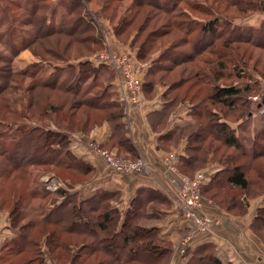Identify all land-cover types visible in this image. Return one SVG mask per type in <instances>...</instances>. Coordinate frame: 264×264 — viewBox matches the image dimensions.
Returning <instances> with one entry per match:
<instances>
[{"label": "trees", "instance_id": "16d2710c", "mask_svg": "<svg viewBox=\"0 0 264 264\" xmlns=\"http://www.w3.org/2000/svg\"><path fill=\"white\" fill-rule=\"evenodd\" d=\"M21 1L0 0V17L4 15L8 19L11 16L12 22H20L22 26L38 28L35 31L36 35L31 37V39L29 38L30 40L27 39V41L24 40L21 43L19 50L29 49L33 44L43 43L42 41L54 36L63 35L65 38L70 39L69 42L74 41L72 43H78L79 45L91 44L88 49V53L91 56L99 49L103 51L102 45H99L102 37L99 32L97 35L81 37L82 33L88 32V29L92 30V32L95 29L91 27L93 19L90 22L86 14H82L83 11L87 12L86 3L91 0H58V2L65 1L67 4L65 14L61 17V27L57 30L48 29L45 31L43 27L46 24V12L50 9L47 5L49 0H32L30 5L29 3L27 4L29 0H24V3ZM106 1H114L116 3L112 8V17H110V22L112 23L116 18L119 6L124 0ZM205 1L209 0H131L133 6H129L117 24L113 26L116 35L120 36L132 24L135 16L145 11V18L137 25L136 30H133L134 36L132 38L127 36L125 42L129 47L138 50L136 58L139 62L146 61V57L156 46L160 49L164 48L158 58L151 60V64L143 72V79L147 78L146 85L153 87L155 84L160 83L149 80L155 70H160L165 72V74L171 73L175 67H180L183 64H194L206 51H209L210 57L216 56L219 52L216 53V50L220 49V46L226 50L229 48L233 52L241 49V47H238L240 45L264 50V21H262L258 29L254 27L244 28L232 24L236 19L245 18L253 12H264V2L260 0H212L213 8L211 5H207ZM222 4L226 7L225 11L220 12L215 5L220 7ZM147 8L150 10H146ZM16 10L23 11L22 14L25 15V18H20V15H16ZM41 10H44V14L41 19L35 22L34 19ZM128 11H130V15L127 14ZM190 13L198 16L197 18L204 16L207 19H205V23L199 25L201 35L195 40V45L190 46V52H188L178 49L190 42L188 36L193 29L186 28L183 21H180L181 16H191ZM225 13L229 15L225 16ZM240 15L245 16L242 17ZM72 16H75L73 22L71 21ZM194 20L196 18H193V23H195ZM219 22H222L220 27H218ZM3 26V21H0V29ZM148 28V34L143 35ZM12 31L15 32L14 29H11ZM255 31L261 36L254 38L253 32ZM172 33H179L181 37H176L173 42L167 41V44H165L162 40L167 36H171ZM5 36L6 33L2 31L0 33V46H2L4 51L10 50L14 54L13 47L10 45L11 40L9 42L3 41ZM141 38L143 40L139 42ZM219 41L223 42L222 45L218 43ZM231 45L233 47H230ZM45 52L59 56L58 58L56 57L58 60L63 57L61 53L53 52L50 48H47ZM34 53L36 54L37 52ZM227 55L228 52L224 51L219 56H216L218 58L216 59L217 64L214 66L216 67L215 69H213L215 60L211 58L209 61L204 58V62L210 65V69L212 68V71H208L205 76L210 77L212 75L211 81H213L205 100L201 102L205 101L207 104L194 103L191 100L189 102L191 108L188 115L190 120H192L184 126L177 127L167 133L163 142H169L177 133H179L178 139L181 136L186 137V158L178 157L177 169L179 173L191 178L197 173L194 171L202 168L204 163L208 161V155L216 157V154L220 153L218 145L217 147L212 146L213 143L218 142V139H220V142L222 141L223 147L233 149L234 152L231 153H227V149L220 153L219 159L213 158V161L219 163L222 169L211 177L207 185H202L201 194L204 198L212 199L227 212L233 211L236 214H244L248 199L264 193V173H260L257 180L251 181L246 175L248 164L239 161L241 158H246L248 161L254 162L259 158H264V127H261L256 133L258 139L254 141L251 151L247 153L243 151L239 143L235 133L236 129L229 126L227 120L224 119L225 116L221 115L220 111L214 109L218 105L223 106V108L225 107L228 110V115L231 113L238 114V120H242V117H249L252 114L250 110L251 102L249 101L252 90L250 86L242 89L236 84H216V81L221 79L220 74L227 69L226 63L231 62L230 56L227 58ZM168 56L170 57L168 58ZM179 56L181 57L177 58ZM88 58L90 57L78 60L79 63L72 69L71 80L68 79L69 81H65L66 79L60 81L61 73L64 72L62 67H55V75L47 78H38L37 71H23L22 76L26 75L25 77L33 80L30 88H28V93L32 94L37 89H49L56 91L61 96L62 101L60 103L56 105L54 103L47 104L44 114L39 116V118L46 120L45 122L40 123V125L28 124L36 118L30 116V114L28 116L22 115L15 108L9 106L10 110H6L3 114L0 113V142L2 144V147L0 146V182L2 179L9 178L15 170L30 167L31 165L50 166L52 168L48 171L50 176H54L63 182V186L54 192L44 190V186L41 185L42 193L35 192L29 188H27L28 192L24 196L18 192L14 193V204L9 211V218L12 228L16 229L19 234L18 237L3 242L0 248V264H46L44 258L46 255L43 252L42 242L45 243L48 250V257L59 264L169 263L171 256L170 244L156 239L158 235L157 229H147L143 226L144 223L152 219L153 215L148 213L150 209L157 211L159 206H168V204L172 203L167 196L152 189L140 190L129 208L122 212L115 206L119 202V194L117 192L100 190L93 197L80 199L78 194L73 192V187L78 182L71 183L61 178L60 173L70 170V172L75 173H73L74 175L70 173L72 176H87L86 179L79 183L88 179L92 169L70 153L69 139L76 132L87 135L103 122H107L111 128V146H116L117 150L124 153L123 156H118V154L116 156L127 160L138 159L132 148L131 141L126 137V130L122 123L124 116L122 105L118 100V95L112 90L111 80L113 74L105 69L106 67L103 65H93ZM234 59L238 61L234 67L237 68L242 65L239 63L237 56ZM59 61L65 62L64 57L60 58ZM0 63L4 65V68L0 69V81L3 83V86L0 85L1 92L6 88L5 86H7L8 80L13 73L8 59L7 62L4 60L0 61ZM106 74L110 75L109 77L107 76L106 81H100ZM178 81L167 85L168 88L163 97L167 99L166 102L168 104L150 119L153 130L159 120L164 123L174 107L173 104L177 106L186 102L185 100L182 102L178 100L179 94L171 100L169 99V92L182 86L186 79L181 78ZM164 82L161 81V83ZM101 83H103V86L100 89L101 91L97 93L98 91L96 92L95 90ZM28 100L25 101L26 110L33 105L32 101H36L35 97H29ZM69 103L70 105L67 107ZM15 116H20V120H13ZM261 120H264V116L261 117ZM8 121L10 122L8 123ZM13 127L14 133L11 135L12 137H8L7 129L12 130ZM7 140L11 142L10 152L4 149ZM206 143L208 146L204 148L203 146ZM235 152L239 153L235 154ZM8 163L12 164V168H9ZM190 169L194 173L189 174ZM31 174L29 173L27 176L30 177ZM254 183H261L260 192L249 196L247 193H251L249 188ZM218 187L221 189L225 187L239 189L244 192L245 199H236V197L223 198L221 197L223 191H219ZM211 190L213 195L210 196L208 192ZM15 195L17 199H15ZM24 198H26V201L37 198L42 201V207H45L44 202L48 200L50 210L41 216L40 221L28 223L26 227H19V223L27 215L33 214L31 212L33 208H30V211L26 213L20 209ZM3 204H6V202ZM2 205L0 203V208H2ZM37 223L43 225V228L50 226L51 229L48 231L43 229L40 240L33 243L23 231L25 228L32 229V227L37 226ZM253 228L259 233L260 237L264 238V208L257 210L253 220ZM33 245H35L34 247H36L38 253L36 258H24L18 262H11L16 256L30 251L29 247ZM205 258L207 257H202L201 260L190 264L202 263ZM208 260L211 264H219L213 258Z\"/></svg>", "mask_w": 264, "mask_h": 264}, {"label": "rangeland", "instance_id": "374dc122", "mask_svg": "<svg viewBox=\"0 0 264 264\" xmlns=\"http://www.w3.org/2000/svg\"><path fill=\"white\" fill-rule=\"evenodd\" d=\"M260 1L264 2V0H260ZM21 2L24 3L25 1L23 0ZM31 2L32 0H29L27 4L29 3L30 5ZM203 2H201V4H203ZM205 2L207 3V5H211V6L213 5L212 0L205 1ZM47 5L50 9H48V11L46 10L47 11L46 12V24L43 27V30L44 31L48 29L57 30L58 28L61 27V22H60L61 17L64 16L65 14V10H66L65 7L67 4L65 1L58 2V0H49ZM115 5L116 3H114V1L109 2L106 0H91L89 3H86L87 12L83 11L82 14H86L88 21L93 19L91 27H94L95 29L93 30V32L92 30L88 29V32H86L85 34L82 33L81 37L97 35L98 32L102 36L101 37L102 44L99 43V45H102L103 51L99 49L95 51L94 52L95 54H93L92 56L89 55L88 53V49L91 46V44L87 43V44L79 45L78 43H72L74 41L69 42L70 39L65 38L63 35L54 36L48 40L42 41L43 43L39 42V43L33 44V46H31L29 49L19 50L22 45L21 43H23L24 40L27 41V39L29 38L31 39V37L36 35L35 31H37L38 28L32 27V26H22L20 22H17V23L12 22L11 16L8 17V19H6L4 15L3 17L1 16L0 21H3L4 26L0 29V33L2 31L6 33V36L3 38V41L9 42L11 40L10 45L13 47V50H14L13 52L15 53L12 54L10 50L4 51L2 49V46H0V61L6 60L7 62V59H8L10 69L13 73V75L8 80L9 82L7 86H5L6 88L0 92V113L3 114L6 110H8L9 109L8 106L13 107L22 115L24 114L28 116V114H30V116H33V118H36L28 124L40 125V123H43L46 121L43 118H39V116L44 114L47 104L50 105L51 103H54V105H56L62 101L60 94H58L56 91H52L49 89H37L32 94L28 93L29 92L28 88H30V84H32L33 80L30 79L29 77H25L26 76L25 74H24L25 76H22L23 71H28V70L37 71L38 78H41V77L47 78L48 76L55 75L56 73L55 67H62L64 72L61 73L60 81H64V79H66L65 81H69L71 80L70 76L72 75V69L75 68L79 63L78 60L89 56L90 58H88V60L93 65H98L96 63L97 62L96 57L100 54H104L107 52H114L117 54H123L125 56L127 55L128 57H130L129 61L131 63L136 62L140 64H146L145 69L148 68L151 62L153 61V59H157L162 49L164 48L160 49L158 48V46H156L154 50H152L148 54V56L146 57V61L139 62L136 58L138 50L136 48L129 47L128 44L125 42L126 41L125 38L127 36H129L130 38L134 36L133 30H136L135 28L137 27V25L143 21V19L145 18L146 12L143 11L139 15H136L135 18L133 19L132 24L129 27H127V29L124 32H122L120 36H117L113 26L116 25L120 17H122L125 14L126 9L129 6H133V4L131 0H124L121 3V6H119L118 8L115 20L111 23L110 17H112V14H111L113 10L112 8ZM215 7L220 12H222V11H225L226 6L222 4L220 7H218L217 5H215ZM148 9L149 8H147L146 10ZM44 10H41L39 15L34 19L35 22L38 19H41L42 15L44 14ZM22 13L23 11L20 12L18 10H16L15 12L16 15L21 16L20 18H25V15H23ZM127 14L130 15V11H128ZM190 15L191 16H186V17L181 16L180 17L181 19L179 18L180 21H183L186 28H189L191 30L193 29L192 33L188 36V39L190 42L186 44L185 46H183L182 48L180 47L178 49L181 51L190 52V48H191L190 46H192L193 44L195 45L196 43L195 40H197L201 35L199 31V25L201 23H205L204 21L205 19H207L204 16H200L199 18H197L198 16L196 15H192L191 13ZM224 15L228 16L229 14L225 13ZM240 16L244 17L245 15L244 16L240 15ZM72 17L73 18H71V21L73 22L75 16H72ZM193 18L194 19L196 18V20H194L195 23L192 22ZM262 21H264V12L258 11V12L251 13L245 18L236 19L234 23L232 24L234 26H240L244 28L254 27L258 29ZM218 24H219L218 27H220L222 25V22H219ZM222 28H219V29H222ZM11 29H14L15 32L13 31L11 32ZM148 32H149V28L143 33V35L148 34ZM258 34L259 33L257 31L253 32V37L254 38L260 37L261 35H258ZM176 37H181V36L179 35V33H172L171 36L165 37L162 41L165 44H167V41L173 42V39H175ZM142 40L143 38H141L139 42ZM218 43L222 45L223 42L219 41ZM230 47H233V46L231 45ZM238 47H241V49H237V50L234 49L235 50L234 52L229 48L228 50H226L224 49V47L222 48V46H220V49L216 50V53L219 51L216 56H219L224 51H227L228 55L226 57L228 58L230 56L229 59L231 58V62L226 63L227 64L226 71L220 74L221 79L216 81V84H219V85H228V84L235 85L236 84L242 89L247 86H250L252 90L250 92L249 101L251 102L250 110L252 114L249 117H242L243 118L242 120H238L237 118L238 114L231 113L228 115V112H227L228 110H226L225 107L223 108V106L218 105L214 107V109L217 111H220L221 115L225 116V118L224 117L223 118L227 120V122L229 123V126L236 129L235 133L239 139V143L242 146L243 151H246L247 153H249L251 151V147L254 141L258 139V137L256 136L257 135L256 133L259 131V129H261V127H264V120H261V117L264 116V104H261L262 97H264V50L258 49L255 47L251 48V47L244 46V45H240ZM47 48H50L53 52L61 53L62 56L64 57L65 62L59 61L60 58H63V57H60L58 60L57 58L59 56H54V55L46 53L45 51ZM123 50H126L125 52L127 54H124L125 52ZM34 52H37V53L35 54ZM204 53L205 54H202L203 56L197 59L194 64H183L180 67H175L172 69L171 73L165 74V72H161L160 70L158 71L154 69L155 71L149 77V80L158 81L160 83H157V84H161L162 86H165L168 88L167 85H171L173 84V82L177 83L179 82L178 81L179 79L185 78L186 81L184 84H182V86H179L178 89L169 92V99L171 100L173 97L179 94V96L177 97L178 100H180L181 102L183 100L186 101L184 103L180 102L181 104H183V106L184 104L189 105L190 104L189 102L191 100L194 103H201L203 100H205V97L207 93L209 92V89H211V85L213 84V81H211L212 75H210V77L205 76L208 71H212L211 70L212 68L210 69L209 68L210 65L204 62V58L209 61L211 60V58H213V60H215V64L213 65V67L216 66L217 64L216 59L218 58L216 56L210 57L211 55L209 56L208 54L209 51H206ZM235 56L239 58V63L242 64L241 66H238L237 68L234 67L236 63H238L237 59H234ZM169 57L170 56H168V58ZM180 57L181 56L177 58H180ZM223 59H226V58H223ZM0 67H1L0 69H3L4 65L0 63ZM215 68L216 67H214L213 69ZM105 69H107L113 74V77L111 76L112 77V80H111L112 90L117 95V82L118 81H117L116 73L114 71H111L107 67ZM238 69L239 71H237ZM18 74H21V75H18ZM107 76L109 77L110 75H107V74L104 75V77L100 81H106ZM142 81L146 84L147 78L143 79V73H142ZM161 81H165V82L161 83ZM2 84H3L2 81H0V85ZM102 86H103V83H101V85L97 87L95 91L96 92L98 91L97 93H99L101 91L100 89L102 88ZM29 97H35L36 101H32L33 105L30 106L29 109L26 110L25 101L28 100ZM252 98H255V100ZM165 100L167 99L165 98ZM201 104H207V102L204 101ZM69 105L70 103L67 104V107ZM173 105L174 107L176 106L175 104ZM178 106L180 107V104ZM174 107L171 110H173ZM189 107L191 108V106ZM169 108L168 110L170 111ZM122 109L124 113L125 110L123 106H122ZM93 114H97V113H93ZM17 119L20 120V116L18 117L15 116L13 120H17ZM9 122L10 121H8V123ZM163 125L164 123H162L161 120H159V123H157L154 127L155 132H160L163 129ZM182 126H184V124ZM13 131H14V127L12 128V130L7 129L6 133L7 135H9L8 137H12L11 135L14 133ZM176 135L173 138H171L169 142H167L170 144V147H171L170 148L169 145H167V147H169L167 149L168 152H176V149L178 151V142L180 140L186 139V137L184 136H181V138L178 139L179 133H177ZM10 140L6 141L7 142L5 144L6 147L4 148L9 152L11 150ZM219 140L220 139H218V142H216L215 144L213 143L212 146L217 147L218 145L220 153H222L227 148L223 147L222 141L220 142ZM260 145L262 144L260 143ZM0 146L2 147L1 142H0ZM205 146H208V144L206 143L203 147L206 148ZM106 149L111 154H113L115 157H117L116 154H118V156L124 155L119 150H114L113 148L110 149L109 147ZM227 150H228L227 153L234 152V150L231 148ZM220 153L216 154L217 155L216 157L215 156L212 157V155H208L207 156L208 161L207 162L205 161L206 163H204V166L194 172L204 173L205 171L204 169H207L209 165L210 166L218 165V168L220 167L222 169L219 163H216L213 161V158L219 159L218 156ZM237 153L239 152H235V154ZM33 162H36V161H33ZM239 162L248 164V167L246 168V175L251 179V181L257 180L259 177L258 175L260 173H264V158H259L258 160L254 162L248 161L246 158L244 159L241 158ZM8 165L10 166L9 168H12V164L8 163ZM51 169L52 168H50V166L44 167V166L31 165L30 167L22 168L17 171L15 170L9 178L5 180L2 179V181L0 182V203L2 205V203L6 202V204L2 205L3 209L0 208V211L9 214V211L12 209L13 204H14L13 195L15 192H18L19 194L24 196L28 192L27 188L35 192L42 193L41 185L44 186L43 187L44 190L49 191V192H54L58 188L62 187L63 186L62 181L56 179L54 176L52 177L50 176V173L48 171ZM194 172L191 171L190 169L189 174L194 173ZM29 173H32L30 177L27 176ZM70 173L73 174L74 172H70L69 170L68 172L60 173L61 178L64 180L66 179L67 181L71 183H77V182L79 183L83 181L84 179H86L87 177V176L75 177V176L70 175ZM260 188H261V183L251 184L249 188L251 193L250 194L247 193V195L252 196L251 194H256L260 192ZM218 190L223 191L221 193L222 194L221 197L223 198L224 197H236V199H245L244 194H243L244 192L240 191L239 189H235L233 187H231L230 189L228 187L221 189L220 187H218ZM208 195L210 196L213 195L212 190L208 192ZM15 199H17L16 195H15ZM216 200L221 201L220 199H216ZM41 204H43L42 201L38 200L37 198L33 200L30 199L27 201H26V198H24L23 203H21V206H20L21 207L20 209L22 210V212L26 213L30 211V208H33L34 210L32 209L31 212H33V214L27 215V217L23 221H21L18 226L26 227V224L28 223H34V221H37V222L40 221L41 216L45 215L46 212L50 210L48 206L49 205L48 200L44 202L45 207H42ZM51 221L53 222V220ZM43 229L48 231L49 229H51V227L46 226L45 228H43V225L41 224L39 225L37 223V226L32 227V229L25 228L23 232L24 234L28 235L30 241L32 240L34 243L35 241L40 240ZM79 240L80 242H82L81 239ZM34 246L35 245L29 247L30 251L25 252L23 255L16 256L15 258H13L11 262L13 261L18 262L20 260H23L24 258H36L38 253H37L36 247Z\"/></svg>", "mask_w": 264, "mask_h": 264}, {"label": "crops", "instance_id": "0c3cea01", "mask_svg": "<svg viewBox=\"0 0 264 264\" xmlns=\"http://www.w3.org/2000/svg\"><path fill=\"white\" fill-rule=\"evenodd\" d=\"M126 57L130 58L127 55ZM143 89V106L131 108L128 115L124 114L122 123L136 156L147 162V173L123 175L107 167L96 150L108 147L117 150L116 146H111L112 132L107 122L95 127L87 135L73 133L68 145L70 153L92 169L87 180L73 187V192H76L80 199L93 197L100 190L117 192L119 202L115 206L122 212L129 208L138 191L144 189L163 193L171 200L172 189L164 178L165 169L161 163L170 144L163 140L167 133L190 121V104H180V107L177 105L164 121L163 129L155 132L150 119L168 104L163 97L167 87L161 84L151 87L143 82ZM186 147V139L178 142L176 152L179 156L186 158ZM204 170L205 186L221 168H218V165H209ZM260 208H264V193L246 202L244 214L227 212L212 199L205 197L203 213L216 220L208 231L195 229L193 222L185 218L183 212L173 203L159 206L157 211L150 209L148 213L153 215L152 219L143 226L147 229H157L156 239L170 244L171 256L168 264H190L201 260L202 257L207 258L198 264H211L209 258L219 264H264V238L253 228V220ZM18 234L11 226L9 214L0 211V248L5 240H12L18 237ZM184 239H187V243L182 253L179 244ZM41 245L46 255V264H59L48 257L45 243L42 242Z\"/></svg>", "mask_w": 264, "mask_h": 264}, {"label": "built area", "instance_id": "2783aa9c", "mask_svg": "<svg viewBox=\"0 0 264 264\" xmlns=\"http://www.w3.org/2000/svg\"><path fill=\"white\" fill-rule=\"evenodd\" d=\"M96 61L98 65H103L116 73L118 100L125 110V115H128L130 108H141L143 106L142 73L146 64L131 63L126 56L114 52L100 54L96 57ZM96 150L107 167L115 173L123 175L147 173L148 165L142 158L127 160L115 157L106 149ZM178 157L177 152H168L161 160L165 169L164 178L172 189L171 201L183 212L185 218L193 222L195 229L208 231L216 220L203 213L204 198L201 187L206 177L203 173H196L192 178L179 173ZM186 243L187 239L180 241L179 248L182 253L185 251Z\"/></svg>", "mask_w": 264, "mask_h": 264}, {"label": "water", "instance_id": "95a60500", "mask_svg": "<svg viewBox=\"0 0 264 264\" xmlns=\"http://www.w3.org/2000/svg\"><path fill=\"white\" fill-rule=\"evenodd\" d=\"M262 104H264V97H262Z\"/></svg>", "mask_w": 264, "mask_h": 264}]
</instances>
